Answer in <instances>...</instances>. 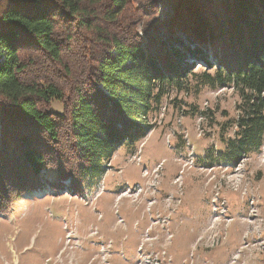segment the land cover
Here are the masks:
<instances>
[{
	"label": "trees",
	"instance_id": "16d2710c",
	"mask_svg": "<svg viewBox=\"0 0 264 264\" xmlns=\"http://www.w3.org/2000/svg\"><path fill=\"white\" fill-rule=\"evenodd\" d=\"M148 1L0 0V202L43 172L83 194L119 147L146 137L198 61L241 95L225 158L264 145V0Z\"/></svg>",
	"mask_w": 264,
	"mask_h": 264
},
{
	"label": "rangeland",
	"instance_id": "374dc122",
	"mask_svg": "<svg viewBox=\"0 0 264 264\" xmlns=\"http://www.w3.org/2000/svg\"><path fill=\"white\" fill-rule=\"evenodd\" d=\"M152 16L142 15L140 35ZM201 63L83 194L43 172L34 189L3 197L0 264H264V145L237 164L225 158L241 95L212 84L216 66Z\"/></svg>",
	"mask_w": 264,
	"mask_h": 264
},
{
	"label": "bare ground",
	"instance_id": "6f19581e",
	"mask_svg": "<svg viewBox=\"0 0 264 264\" xmlns=\"http://www.w3.org/2000/svg\"><path fill=\"white\" fill-rule=\"evenodd\" d=\"M38 194V193H37ZM38 196H40V195H38Z\"/></svg>",
	"mask_w": 264,
	"mask_h": 264
}]
</instances>
